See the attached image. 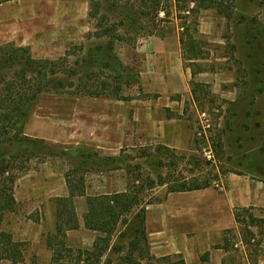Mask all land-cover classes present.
Wrapping results in <instances>:
<instances>
[{"label": "rangeland", "instance_id": "1", "mask_svg": "<svg viewBox=\"0 0 264 264\" xmlns=\"http://www.w3.org/2000/svg\"><path fill=\"white\" fill-rule=\"evenodd\" d=\"M84 1L88 11L74 6L62 14L55 5L49 7L47 22L51 30L47 42H41L37 49V56L41 58L35 59L58 60L71 50V64L85 57L90 62L83 64L79 76L86 79L87 73L94 71L100 80H107L117 72H112L111 76L100 64L92 63L89 47L84 51L76 48L87 43L88 33L95 27V22L89 18L91 1ZM182 15L188 18L173 16L162 25L166 30L165 38L143 36L134 46L117 43L115 55L127 68V72L122 73V82L131 83L123 86L125 100L47 93L39 98L32 111L40 105V114L48 111L66 126L79 106L76 133L82 138L92 136L100 143L109 144L99 148L93 144L75 146L31 138L37 141L30 145L33 155L25 156L18 165L26 167L20 177L29 175L38 187H41V178L31 177L32 169L48 162L49 171L44 173L66 178L83 163V152L100 158H119L118 170L103 173L121 172L127 190L129 172L136 178L143 175L155 182L162 176L173 185L185 182L207 186L187 192L191 194H169L168 186H157L140 194L145 203H150L144 205L149 246L146 248L141 237H137L140 223L136 210L119 224L111 241L114 251L106 252L101 264H133L134 261L136 264H168L163 259L179 251L183 252L187 264H200V258L214 247H226L229 251L225 264H259L264 256V225L259 228L249 219V214L264 218V202L260 206L250 205L249 212L232 204L231 217L227 211L221 214L224 219L221 225L214 215L216 206L227 202L226 197L232 203L238 197H245L248 204L257 194L264 197V0H235L230 20L214 9L201 10L195 16L187 12ZM184 22L192 23L191 30L197 29L189 34L201 43L198 49L203 57L200 59L191 60L190 54L182 53L180 37ZM85 30L84 41L66 46L69 39L76 38L77 31L81 35ZM24 33V39L30 37L29 33ZM39 33H43L42 30ZM102 43L106 42H92L93 47ZM87 107L119 111V140L110 134L113 126L108 114L103 111L87 115ZM29 120L24 124L25 136ZM90 172L101 175L97 170ZM89 173H84V177ZM26 205H18L16 212L8 214L4 221L5 230L13 234L15 241L28 243L24 264H57L52 261L55 250L63 251L60 264H77L79 251L93 253L97 243L100 247L103 245L98 240L103 235L81 230L67 237L65 246L49 241L56 233V199L47 198L37 208H33L31 202ZM238 209L241 223L234 220ZM161 210L167 216L164 223L160 225L155 215L153 224H149V214ZM192 211L198 218L195 216L192 220ZM229 226L231 228H227ZM248 230L253 237L247 234ZM176 231H187L190 236L193 233L198 239L195 242L179 239ZM165 235L168 237L164 241Z\"/></svg>", "mask_w": 264, "mask_h": 264}, {"label": "trees", "instance_id": "2", "mask_svg": "<svg viewBox=\"0 0 264 264\" xmlns=\"http://www.w3.org/2000/svg\"><path fill=\"white\" fill-rule=\"evenodd\" d=\"M12 1L15 0H0V5ZM90 1L89 18L95 22V27L88 33L87 43L76 48L84 51L89 47V51L92 52V63L100 64L99 66L108 70L111 76L112 72H117L113 77L108 76V79L113 81L100 80L94 71L87 73L86 79L79 76L83 64L90 62L88 63L85 57L71 64L70 60L73 56L71 50L58 60H50L35 59L29 47H18L12 43L0 46V264L5 262L23 264L26 261L28 243L15 241L13 234L5 230L4 221L8 214L17 210L15 188L20 172L26 170L23 165H18V161L27 155H33L30 145L37 142L25 136L23 132L24 124L39 98L43 94L54 93L91 98H114L123 101L125 100L122 97L123 86L131 83L122 82V73H126L127 68L115 55L117 43L123 42L134 46L143 36L165 38L166 30L165 27L162 28V25L168 23L173 16L177 19H187L188 17H183V12H187L189 16H195L201 10L214 9L219 15L230 20L235 10V0ZM191 5L193 7H190ZM191 24L184 22L182 26L183 32L180 37L182 53L190 54L191 60L200 59L203 57L201 49H198L201 43L189 34L191 31H197L196 28L191 30ZM94 40L106 43L93 47ZM81 149L77 148L78 151ZM81 158L84 159L83 163L77 165L66 176L69 196L56 199V233L49 241H56L62 246L66 245L67 232L79 229L73 200L85 195L84 173H89L90 170L107 172L120 168L118 165L120 160L117 157L100 158L95 154L83 152ZM110 163L114 165L109 166ZM79 173L83 175L78 177ZM128 175L127 192L88 198L89 210L85 216V227L89 231L103 235L98 239L103 245L100 247V243H97L93 253L79 251L77 264H101L106 252L114 251V248H111V241L119 224L136 210V218L140 223L136 229L137 237H141L146 248L149 246L145 224L146 206L150 203H145L140 198V194L153 190L157 186H168L169 194L207 188L199 183L191 185L184 182L179 186L173 185L162 176L159 182H155V180L144 178L143 175L137 178L131 172ZM251 209L252 207L240 210L249 212ZM234 215L237 223H241L239 209ZM249 219L259 228L264 225V218L259 219L249 214ZM247 234L253 237L251 231L248 230ZM209 256L210 253L207 252L201 260L207 262ZM62 258H64L63 251L55 250L52 261L60 264ZM174 259L177 261L174 262ZM163 260L168 264H186L180 254ZM133 264H136V261Z\"/></svg>", "mask_w": 264, "mask_h": 264}, {"label": "crops", "instance_id": "3", "mask_svg": "<svg viewBox=\"0 0 264 264\" xmlns=\"http://www.w3.org/2000/svg\"><path fill=\"white\" fill-rule=\"evenodd\" d=\"M51 5H55L62 14L64 12L71 11L74 6H80L84 8L86 11H88L87 2L84 0H77L74 3L70 2V0H15L12 2L4 3L0 5V46L5 44H15L19 45L21 47H29L31 54L34 58H41V56H37V49L40 46L41 42H47L48 38V32L51 30V27L49 29L47 18L49 16V7ZM90 13V12H89ZM43 33H39L41 30ZM40 30V31H39ZM24 32H27L30 34L29 38H23V35H25ZM76 35V34H75ZM87 30L83 31L80 35V32L77 31V36L74 39H69V43L66 44V46H73L75 44H78L86 39ZM49 44V43H47ZM40 106V105H39ZM36 107L34 112L30 115V120L27 121L26 126V136L32 139L36 140H45L51 143H66L70 145H96L100 146L99 148H104L109 145L108 143H100V141L96 137L92 136H86L85 138L80 137L79 133H76L77 130V119L78 112L80 111V107L77 106L76 111L74 112V115L70 118L69 123L67 122L66 126H63L60 122L63 120H57L56 117L53 115L47 113L40 114V107ZM88 108V107H87ZM88 114L92 113V115L96 113H102L105 111V114H108L109 119L111 120V132L110 134L115 136L116 140H119V111L115 110V113L109 109H103L100 108H94V110H90L88 108ZM96 112V113H95ZM91 115V116H92ZM92 122V118H90ZM79 137H78V136ZM70 138V139H69ZM118 145V144H117ZM115 156V155H114ZM48 168V162H45L44 164L40 165V168L32 169L29 174L30 176H39L41 178V181L39 182L41 187H38L34 185L31 179H29V175L23 176L19 178V186L17 185L15 188V198L17 201V207L18 205L23 206V204H27L31 202L33 204V208H37L38 206H41L43 204V201L47 198H66L69 196V190L67 187L66 178L63 177H52L55 176L51 172H45L49 171ZM44 173V174H43ZM100 173V172H99ZM42 175V177H41ZM17 181V182H18ZM124 191H127V183L126 179H124L121 175V172L118 171H112L109 173H103L101 172V175L93 174V172H90L87 175H85V195L79 196L74 198V207L75 212L77 215V219L79 222V229L81 231H89L85 227V216L88 213L89 206H88V198L91 197H97V196H103V195H111V194H117V193H124ZM191 194V193H187ZM252 194V193H251ZM27 199L25 200V198ZM245 197L241 198L238 197L233 203L232 200L226 197L227 202L223 204L216 206V211L214 212L215 218L218 217V225H221L224 221L223 218H221V214L228 213V215L231 217L232 215V204H234V207H244L247 208L250 205L253 206H260L264 202V197L257 194V197L255 199L250 198V204L245 203L246 201ZM239 204H238V203ZM252 203V204H251ZM26 205V206H27ZM214 208V207H213ZM250 208V207H249ZM197 213H194L192 211L191 218L192 220L195 219ZM47 213V218H50ZM155 215L157 216V220L159 219L160 225L164 223L165 217L163 215V211H156L149 214L147 217V221L150 224L152 223V220L154 219ZM198 215V214H197ZM151 216V219H150ZM196 216V217H195ZM198 218V217H197ZM228 219V217H227ZM215 220V221H217ZM234 220L237 223L234 215ZM231 222V218H229V224ZM217 224L214 225L217 226ZM233 225V224H232ZM227 228H231L230 226ZM74 231L67 232V237L71 238V236H74ZM177 232V231H176ZM97 234V232H93ZM154 234H151L153 236ZM177 235L180 237L179 239L187 238L197 240V237H193V233L190 234L186 231V233H178ZM190 236V238H189ZM168 236L165 235V237L162 240H166ZM28 239V238H25ZM152 239V238H151ZM150 239V241H151ZM196 245V243H194ZM226 248V247H225ZM224 247L221 248H211V251H207L210 253L209 261L203 262L200 258V264H225L224 259L225 256L228 254V250H226ZM206 252V253H207ZM183 252L179 251V254L183 256ZM205 253V254H206ZM204 254V255H205ZM177 255V254H176ZM203 256V255H202ZM186 261V260H185ZM3 264H12L9 262H5ZM24 264V263H23ZM187 264V263H186ZM259 264H264V256L260 259Z\"/></svg>", "mask_w": 264, "mask_h": 264}]
</instances>
